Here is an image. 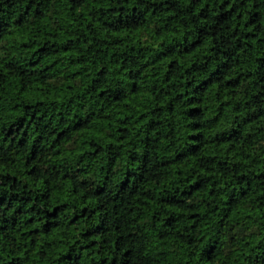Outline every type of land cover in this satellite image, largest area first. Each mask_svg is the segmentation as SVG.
<instances>
[{
	"label": "trees",
	"instance_id": "16d2710c",
	"mask_svg": "<svg viewBox=\"0 0 264 264\" xmlns=\"http://www.w3.org/2000/svg\"><path fill=\"white\" fill-rule=\"evenodd\" d=\"M0 264H264V0H0Z\"/></svg>",
	"mask_w": 264,
	"mask_h": 264
}]
</instances>
